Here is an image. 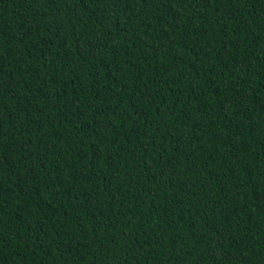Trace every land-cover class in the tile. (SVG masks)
I'll use <instances>...</instances> for the list:
<instances>
[{
  "label": "trees",
  "instance_id": "trees-1",
  "mask_svg": "<svg viewBox=\"0 0 264 264\" xmlns=\"http://www.w3.org/2000/svg\"><path fill=\"white\" fill-rule=\"evenodd\" d=\"M0 264H264V0H0Z\"/></svg>",
  "mask_w": 264,
  "mask_h": 264
}]
</instances>
